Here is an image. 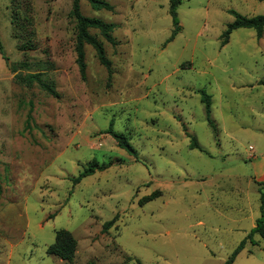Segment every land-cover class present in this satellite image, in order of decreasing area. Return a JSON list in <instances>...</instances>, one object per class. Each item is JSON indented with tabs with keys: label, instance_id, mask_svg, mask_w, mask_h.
I'll list each match as a JSON object with an SVG mask.
<instances>
[{
	"label": "rangeland",
	"instance_id": "rangeland-1",
	"mask_svg": "<svg viewBox=\"0 0 264 264\" xmlns=\"http://www.w3.org/2000/svg\"><path fill=\"white\" fill-rule=\"evenodd\" d=\"M102 1L80 9L113 26L90 30L111 67L86 45L83 78L73 0H0V264H225L261 217L264 35L222 36L264 0H180L176 25L170 0ZM60 230L71 263L47 254ZM254 241L234 264H264Z\"/></svg>",
	"mask_w": 264,
	"mask_h": 264
},
{
	"label": "trees",
	"instance_id": "trees-1",
	"mask_svg": "<svg viewBox=\"0 0 264 264\" xmlns=\"http://www.w3.org/2000/svg\"><path fill=\"white\" fill-rule=\"evenodd\" d=\"M80 1L81 0H73V11L72 14L77 22V39H76V53H77V64L79 66L81 75L85 78V53L84 47L86 45H90L96 51L99 62L106 69L110 70L111 63L106 58L103 44L95 37L90 35V30L95 29L100 31L102 36L109 41L110 43H114L113 38L111 36L113 31V26L107 24L99 19H91L83 16L80 9ZM91 6L96 10L106 9L112 10L110 5L102 0H87ZM180 0H170V14L173 18L175 25L178 23V14L177 9L180 5ZM235 20L234 22L228 24L226 31L223 33V38L225 41L222 43V46L228 44V40L231 34L239 29H248L254 30L256 32V36L258 39H261L264 35V15L256 16L253 18H247L238 14L235 11H231ZM180 28L176 29L173 33L171 39L168 41L171 42L176 34L179 32ZM0 54L4 55V51L0 42ZM16 69H14V72ZM37 76L30 75L26 78L22 79L27 84H32L34 80H36ZM21 78V77H18ZM261 85L264 86V82H261ZM43 88L49 92L52 96L57 97V93L53 87L50 85H43ZM202 102L205 104V112L207 116V120L209 124L215 128L214 123L211 119V97L207 95L205 92H202ZM118 143V146L128 152L132 156H136L137 152L129 143L128 139L123 135L113 131L112 124L110 129L107 131ZM191 149L200 150L202 148L198 144L195 138L191 139ZM109 167L108 164L99 165V163L93 160L88 167L80 173L79 177L75 180V184L80 183L83 179L94 175L97 171H104ZM114 221L108 222L105 224V228L108 229L113 225ZM257 235L261 240L264 241V195H262V207H261V217L256 220L255 227L250 231V233L245 237V239L240 243V245L236 248L231 257L226 261L225 264H234L237 257L240 253L245 249V245L247 242H250L252 246H255L256 243L254 241V236ZM77 249V241L72 236V234L66 230H60L56 232V240L55 242L47 249V254L51 256H55L60 260L71 263L74 260L75 253ZM264 251V249H263Z\"/></svg>",
	"mask_w": 264,
	"mask_h": 264
},
{
	"label": "crops",
	"instance_id": "crops-1",
	"mask_svg": "<svg viewBox=\"0 0 264 264\" xmlns=\"http://www.w3.org/2000/svg\"><path fill=\"white\" fill-rule=\"evenodd\" d=\"M254 227H255V226H254ZM254 227H253V228H254ZM253 228H252V229H253Z\"/></svg>",
	"mask_w": 264,
	"mask_h": 264
}]
</instances>
